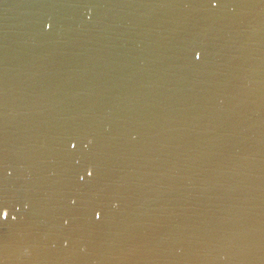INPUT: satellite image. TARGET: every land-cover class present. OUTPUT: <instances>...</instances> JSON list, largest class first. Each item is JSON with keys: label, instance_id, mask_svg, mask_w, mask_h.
<instances>
[{"label": "water", "instance_id": "95a60500", "mask_svg": "<svg viewBox=\"0 0 264 264\" xmlns=\"http://www.w3.org/2000/svg\"><path fill=\"white\" fill-rule=\"evenodd\" d=\"M0 264H264V0H0Z\"/></svg>", "mask_w": 264, "mask_h": 264}, {"label": "snow or ice", "instance_id": "6c2138e0", "mask_svg": "<svg viewBox=\"0 0 264 264\" xmlns=\"http://www.w3.org/2000/svg\"><path fill=\"white\" fill-rule=\"evenodd\" d=\"M3 215H4V216H6L7 214H6V213H4Z\"/></svg>", "mask_w": 264, "mask_h": 264}]
</instances>
